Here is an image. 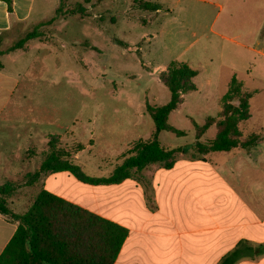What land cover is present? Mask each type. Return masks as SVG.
Returning <instances> with one entry per match:
<instances>
[{
  "label": "rangeland",
  "instance_id": "obj_1",
  "mask_svg": "<svg viewBox=\"0 0 264 264\" xmlns=\"http://www.w3.org/2000/svg\"><path fill=\"white\" fill-rule=\"evenodd\" d=\"M144 2L155 6L146 9ZM161 2L66 0L57 11L59 0H51L42 17L0 34L3 53L30 34L36 37L20 49L37 40L44 44L39 50L31 47L22 61L31 64L25 72H36L39 85L19 88L15 104L0 111V133L13 134L8 142L17 149L14 168L20 171L12 181L17 194L27 192L34 198L43 188L47 174L30 188H25L30 179L24 176L38 170L53 147L65 150L87 175L108 177L127 150L153 137L155 123L147 107L170 100L171 91L161 74L174 60L198 71L193 80L196 90L184 94L169 115L173 131L160 132L162 146L193 144L195 123L203 125L209 116L214 123L200 140H213L224 118V96L233 75L244 82V91L253 93L250 117L239 123L242 138L264 136V0ZM76 4L84 7L74 8ZM253 148L207 155L244 198L264 197V156L261 162L245 156ZM189 159H193L190 153L176 154L175 164ZM142 170H133L134 178L142 179ZM67 180L68 188L85 184L73 176Z\"/></svg>",
  "mask_w": 264,
  "mask_h": 264
},
{
  "label": "crops",
  "instance_id": "obj_2",
  "mask_svg": "<svg viewBox=\"0 0 264 264\" xmlns=\"http://www.w3.org/2000/svg\"><path fill=\"white\" fill-rule=\"evenodd\" d=\"M50 3L51 0H13L10 13L6 2L0 0V34L42 17ZM43 45L37 40L25 49L12 50L1 57L11 64L8 66L2 60L0 111L15 104L19 88L29 90L39 85L36 72H25L31 64L25 66L22 61L31 47L39 50ZM3 136L0 133V186L17 180L20 171L14 168L17 149L8 142L13 140V134ZM259 145L250 154L245 153L250 161H262L264 149ZM256 152L257 155L252 154ZM207 155L200 156L207 159L204 162L191 155L193 159L178 162L171 169L149 165L142 170V179L132 175L118 184L75 183L68 188L67 179L72 177L69 172L49 173L43 179V188L128 228L129 235L114 264H218L243 239L253 244L264 242V197L240 196L235 184L224 180L213 164L214 159L211 156L208 159ZM209 174L217 179H207ZM30 187L26 184L25 188ZM17 193L6 200L14 212H24L33 197L27 192L22 196ZM22 200L25 203L20 206ZM25 206L26 209H21ZM17 227L18 222L0 213V255ZM238 264H264V255Z\"/></svg>",
  "mask_w": 264,
  "mask_h": 264
},
{
  "label": "trees",
  "instance_id": "obj_3",
  "mask_svg": "<svg viewBox=\"0 0 264 264\" xmlns=\"http://www.w3.org/2000/svg\"><path fill=\"white\" fill-rule=\"evenodd\" d=\"M6 2L8 11L13 13V0ZM66 0H59L58 10ZM144 8H153V4L144 2ZM84 6L76 4L74 8ZM83 10V9H82ZM62 12V10H61ZM36 35H28L14 49L25 47L28 40ZM12 49V50H14ZM11 51V50H10ZM0 51V68H3ZM198 71L179 61H171L161 74L162 82L170 89V100L161 106L147 107L155 123L152 138L140 140L123 155V162L108 177L87 175L80 165L69 160L65 150L53 147L46 155L38 170L24 177L34 186L43 174L67 171L78 181L92 185L118 184L136 172L151 164H162L171 169L176 162V154L191 153L192 156H204L212 152H227L236 148L249 150L264 141L260 134H250L244 139L239 123L247 120L250 110L249 100L253 93L244 91V82L233 75L229 89L224 96L223 120L219 123L218 135L204 142L200 138L214 123V117H207L203 125L195 123L197 140L191 145L173 149L162 146L159 140L161 131H173L168 124L169 115L183 101V95L196 90L194 78ZM18 187L7 182L0 186V213L10 216L18 222V227L0 255V264H114L122 246L129 235L128 228L91 212L79 205L41 188L27 210L14 212L6 198L16 193ZM264 255V242L253 244L241 240L228 251L218 264H238L245 259H256Z\"/></svg>",
  "mask_w": 264,
  "mask_h": 264
}]
</instances>
